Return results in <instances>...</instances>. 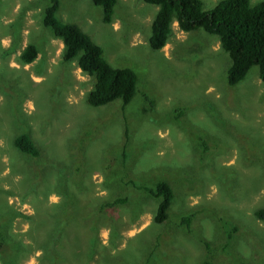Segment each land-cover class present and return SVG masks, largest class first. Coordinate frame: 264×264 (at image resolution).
Segmentation results:
<instances>
[{
    "label": "rangeland",
    "instance_id": "374dc122",
    "mask_svg": "<svg viewBox=\"0 0 264 264\" xmlns=\"http://www.w3.org/2000/svg\"><path fill=\"white\" fill-rule=\"evenodd\" d=\"M59 1L60 20L78 24L111 64L137 72V92L125 110L122 100L89 104L94 79L63 60V41L43 24L50 0H0V264H264L259 66L230 86L229 55L203 29L173 21L166 45L151 48L155 4L118 0L107 24L92 0ZM28 43L39 54L24 63ZM21 131L40 147L37 161L15 149ZM63 169L78 175L67 219L54 189ZM160 179L175 190L163 224L154 222L157 200L129 183ZM117 197L128 201L99 210ZM184 214H194L189 227Z\"/></svg>",
    "mask_w": 264,
    "mask_h": 264
},
{
    "label": "trees",
    "instance_id": "16d2710c",
    "mask_svg": "<svg viewBox=\"0 0 264 264\" xmlns=\"http://www.w3.org/2000/svg\"><path fill=\"white\" fill-rule=\"evenodd\" d=\"M158 6V11L152 20L149 43L154 50H161L167 43L172 30L173 21L179 27L192 32L203 29L218 37L221 47L230 58L227 70V83L237 85L257 65L260 78L264 82V0L255 4L251 0H219L210 9L204 8L203 0H144ZM118 0H92V3L102 7V21L111 23L114 18L115 6ZM60 6L59 0H50L45 8L43 24L49 27L54 36L63 41L62 58L65 62L77 61L78 66L94 79L92 88L86 97L89 104L101 106L116 100H122V110L132 101L137 92L138 75L131 67H120L111 64L104 55V48L87 32L74 22H64L57 17ZM39 54V49L33 43H28L21 53L24 63H31ZM129 131L126 129V137ZM16 150L30 158L38 160L41 150L36 140L29 132L21 131L13 139ZM49 168V167H48ZM48 168L40 171V176H48ZM76 168L74 172H80ZM50 172V170H49ZM76 176L70 170H62L60 175L61 188L55 185V190L61 193L68 202L67 207L60 210L65 219L71 216L70 208L73 204L74 191L70 186L76 183ZM59 180V179H58ZM136 189L149 193L157 200L154 222L165 223L170 214V207L175 198V190L167 180H157L152 185L137 184L129 180ZM128 201L127 197H117L113 201L103 203L99 210L105 207H115ZM59 214V213H58ZM264 219V208L255 211ZM194 214H184L182 222L189 227ZM56 228L63 230L62 218L56 216ZM235 225L227 226V238H233ZM0 234V246L4 244Z\"/></svg>",
    "mask_w": 264,
    "mask_h": 264
},
{
    "label": "crops",
    "instance_id": "0c3cea01",
    "mask_svg": "<svg viewBox=\"0 0 264 264\" xmlns=\"http://www.w3.org/2000/svg\"><path fill=\"white\" fill-rule=\"evenodd\" d=\"M52 40V39H51ZM64 45V44H63Z\"/></svg>",
    "mask_w": 264,
    "mask_h": 264
}]
</instances>
